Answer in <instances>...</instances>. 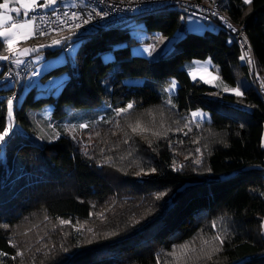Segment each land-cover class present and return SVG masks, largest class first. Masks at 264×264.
Returning a JSON list of instances; mask_svg holds the SVG:
<instances>
[{"label":"trees","instance_id":"16d2710c","mask_svg":"<svg viewBox=\"0 0 264 264\" xmlns=\"http://www.w3.org/2000/svg\"><path fill=\"white\" fill-rule=\"evenodd\" d=\"M218 3L244 29L253 63L240 59L237 40L223 29L186 33L173 54L155 61L132 56L129 46L115 48L132 42L127 28L64 38V49L71 46L68 39L82 41L74 64L53 69L43 81L65 74L68 81L57 97L37 98L36 87L30 89L16 108L17 120L26 122L24 112L48 104L58 120L67 116V108L94 111L106 104L111 115L129 103L134 107L111 124L87 131L86 148L67 137L39 146L20 134L6 141L4 159L0 148V251L8 253L0 257L3 264H19L11 259L13 243L31 249L24 264H32V252L45 243L51 251L36 253V264H157V257L164 264L174 246L193 240L199 246V237L210 239L220 231L225 234L223 250L206 264H264V93L256 79L258 73L264 83V0ZM136 21L164 37L184 30L175 11L142 15ZM4 48L0 42V54L6 55ZM111 51L115 61L104 63L102 56ZM59 54L47 52L49 57ZM208 59L229 86L247 82L244 96L194 82L182 69L188 62ZM129 78L144 82L128 85ZM172 79L179 89L168 97L164 88ZM11 94L0 86V130L7 126ZM197 109L208 112L211 123L190 124L189 115ZM137 120L153 131L168 130L167 135H135L128 125ZM197 158L200 164L194 163ZM173 161L183 167L174 169ZM141 168L156 172L136 175ZM160 193L166 195L157 199ZM101 212L103 220L95 215ZM60 219L93 231L77 233L72 225L60 226Z\"/></svg>","mask_w":264,"mask_h":264},{"label":"rangeland","instance_id":"374dc122","mask_svg":"<svg viewBox=\"0 0 264 264\" xmlns=\"http://www.w3.org/2000/svg\"><path fill=\"white\" fill-rule=\"evenodd\" d=\"M3 2V0H0ZM40 3H43V0H39ZM58 2V0H57ZM57 2L55 4H57ZM55 4L50 5L53 7ZM32 11L29 12V14ZM15 16V13L12 14ZM22 18V17H21ZM20 19V18H18ZM184 30H179L174 36L172 37H164L160 33L151 34L147 31L145 24L142 21H134L129 27L126 29L133 39L131 43H122L115 46L118 47H126L129 46L131 49L132 56L144 57L151 61H155L160 59L161 57H165L171 55L176 50V43L180 41L186 33H193L197 35H205L206 32H217L219 31L218 25H209L205 22L188 17L184 22ZM52 38V39H48ZM65 37L59 35H51L48 37L39 38L42 39L38 41L35 47L31 44L34 41L35 36H31L27 39H21L19 43L16 45L18 49L23 48H30L35 49L33 51L28 52L27 54L20 57L23 59L25 57H30L33 59L34 63L37 66V69L40 73V78L38 84L36 86L37 90V98H43L48 96L57 97L60 92L62 91L65 83L68 81V76L61 75L58 77H54L49 79L48 81H43V78L53 69L70 64H74V60L76 57L77 52L79 51L82 41L80 39H68L67 43H70L71 46L68 51H65ZM161 38L163 40L161 41ZM38 39V38H37ZM53 39H59L61 42L57 45H52ZM2 42V40H0ZM3 43V42H2ZM41 45H44L41 47ZM60 51V54L57 56L49 57L47 52H54ZM4 51L5 48H4ZM8 54V53H7ZM6 54V55H7ZM5 60H0V73L2 71V64ZM102 61L104 63H112L115 61L114 52L111 51L107 54L102 56ZM117 68V67H116ZM182 69L186 70L189 74L190 78L194 82H201L205 85H215L218 87L222 81L220 76L219 67H217L211 59L205 61L194 60L192 62L186 63ZM207 72H211L213 76H217L218 79L211 80V77L206 75ZM210 79V83H204V79ZM257 79V76H256ZM54 81V86L50 88V82ZM244 82V80H242ZM144 80L142 78H129L125 81L128 85H142ZM175 82V88H171V84ZM243 91L244 88L239 86ZM179 84L176 79H172L171 83H169L165 88V92L168 97H172L178 93ZM221 91V90H220ZM29 90H24L18 100L13 101V116H12V128L10 130L9 136L6 137V141L13 135V134H20L23 136H27L32 138L37 145L41 146L45 143L53 142L58 140L61 137H67L71 139L75 144H80L83 147H87V139L85 137V133L89 130H92L97 125H109L119 117L127 114H122L121 116L116 115V111L113 114L109 115L108 109L109 106L103 104L101 107L96 108L94 111L90 110H74L72 108H67V116L61 120L55 119L53 117V104H48L43 106L39 109H30L24 112L27 121H19L16 117V108H21L23 100ZM228 93V92H225ZM231 94V93H228ZM233 95V94H232ZM199 112L206 114L204 119L200 117H192V113ZM23 115V116H24ZM190 124H209L211 123V116L208 112H205L201 109H197L193 111L189 115ZM105 121H110L111 123H106ZM8 114H7V125H8ZM80 124H87L89 127L87 128H80ZM5 141V143H6ZM5 143L0 145L2 149L1 159H4V146ZM262 144L264 145V136ZM264 147V146H263ZM179 169V167H177ZM6 182L5 180H2ZM264 197V193H263Z\"/></svg>","mask_w":264,"mask_h":264},{"label":"built area","instance_id":"2783aa9c","mask_svg":"<svg viewBox=\"0 0 264 264\" xmlns=\"http://www.w3.org/2000/svg\"><path fill=\"white\" fill-rule=\"evenodd\" d=\"M161 11L178 12L182 22L192 17L209 25H218L237 40L246 61H255L244 29L234 25L229 16L222 12L218 0H58L53 7H36L29 17L35 20V38L59 34L65 38H85L97 30H124L137 17ZM73 13L79 19H72ZM84 20H88V23H84ZM75 24L81 26L73 28ZM41 32L46 35H40ZM69 48L66 47L65 51ZM21 60L23 63L19 65L13 63L12 59L5 60L4 72L0 77V86L12 91V100L24 90L35 88L40 78L33 59L25 57ZM256 76L264 93V83L258 73ZM53 84L54 81L50 86Z\"/></svg>","mask_w":264,"mask_h":264},{"label":"snow or ice","instance_id":"6c2138e0","mask_svg":"<svg viewBox=\"0 0 264 264\" xmlns=\"http://www.w3.org/2000/svg\"><path fill=\"white\" fill-rule=\"evenodd\" d=\"M57 2V0H43V3H40L39 0H3V2H0V40L3 42V46H5V50L8 53L7 55L0 54V60H9L12 59V62L19 65L23 63V61L20 59L21 56L27 54L30 51H33L35 49L30 48H23L18 49L16 45L19 43L21 39H27L31 36L36 35L35 31V20L31 17H29L30 11H35L36 7H48L50 5H53ZM214 2V0H213ZM245 4H250L252 0H243ZM15 13V16L12 14ZM215 15V13H213ZM22 17V18H21ZM20 18V19H18ZM72 19H79V17L76 16L75 13L72 14ZM84 23H88V20H84ZM80 24L73 25V28H79ZM231 27V25H229ZM40 35H46V33L41 32ZM163 38H161V41ZM61 41L59 39H53L52 45H57ZM44 45H41L43 47ZM14 57V59H13ZM241 60H245L246 56L241 55ZM248 63L251 64L252 61L248 60ZM206 75L211 77V80L218 79L217 76H213L211 72H207ZM201 79H204L202 76ZM210 79H204V83H210ZM175 82L171 84V88H175ZM224 92L231 93L237 97L244 96V92L241 90L239 86L237 87H229L225 85L222 89ZM218 94V93H216ZM170 103V101H169ZM134 107L133 103H129L126 107H122L116 110V115L121 116L122 114L128 113L130 110H132ZM174 107V105H173ZM7 114H8V125L6 127H2V130H0V145L4 144L6 141V137L9 136L10 130L12 128V116H13V100L8 99L7 100ZM192 117H200L201 119H204L206 114L194 112L191 114ZM106 123H111L110 121H105ZM199 127V123L196 125ZM80 128H87L89 125L87 124H80ZM117 127H119V124H117ZM128 127L131 129V133L135 135H143L145 133H151L153 136L161 137L166 136L167 131L164 132L161 131H153L151 128L145 126L140 120H137L134 124H129ZM161 127H163L161 125ZM185 128H188L189 131H191V128L189 124H185ZM180 129H178L179 131ZM185 135L188 133L185 132ZM99 135V133H97ZM125 136L127 137V133H125ZM199 142V141H195ZM123 143L127 144L128 139H124ZM182 143V141H181ZM264 146V145H262ZM103 152V149H101ZM196 152H201L200 148L196 149ZM131 153H129L130 155ZM125 157H121V159H124ZM185 159H188V157H185ZM110 157H106V161H110ZM202 161L197 158L194 160V163L200 164ZM179 167H183V165H180ZM173 168L176 169L177 165L175 164V161H173ZM156 169L152 168L150 170H145L143 168L140 169L136 173V175H149L151 173H155ZM165 193H160L157 196V199L162 198ZM90 215H93V213H90ZM99 219L103 220L105 219L104 213H96L95 214ZM48 217H45V220H47ZM136 223H139V221H136ZM60 226H67L72 225L71 220L66 219H60L59 220ZM74 227V230L77 233H83L85 230L88 232H92L93 230L91 228L85 229L83 225H72ZM4 228H8V225H2ZM212 227L215 229L217 227L216 223L212 224ZM260 230L261 233L264 234V220L260 223ZM31 231V229H29ZM106 235H116V233H109ZM43 239V237H41ZM225 241V234L220 231L217 232L214 236H212L210 239H205L203 236L199 237V246H197L196 240L185 242L183 244H179L174 246V248L167 253V256L171 258L170 261H165L164 264H206L208 261H213V258L223 250V245ZM92 241L89 240L88 243H91ZM11 243V242H10ZM13 248H16L15 254L11 257L12 260H19V264H24V257L26 251H31L30 248H22L16 244H12ZM63 247V246H62ZM52 248H55V245H52ZM45 249L48 251H51L49 249L48 244H44L43 247H37L35 248V251L32 252V264H36V261L34 259L36 253L44 252ZM64 251H67V248L63 249ZM8 256V253L0 251V257H6ZM0 264H3V261L0 260ZM40 264H43V261H40ZM157 264H161L160 258L157 257Z\"/></svg>","mask_w":264,"mask_h":264},{"label":"crops","instance_id":"0c3cea01","mask_svg":"<svg viewBox=\"0 0 264 264\" xmlns=\"http://www.w3.org/2000/svg\"><path fill=\"white\" fill-rule=\"evenodd\" d=\"M223 81V80H222ZM240 83H242V87L244 88L246 85H248L247 84V82L246 81H241ZM225 85H227V86H229L228 84H226L224 81L223 82H221V84L218 86V87H216L215 85H210V87H213V88H215V89H218V90H221L222 91V89H223V87L225 86ZM209 86V85H208ZM229 87H231V86H229Z\"/></svg>","mask_w":264,"mask_h":264}]
</instances>
